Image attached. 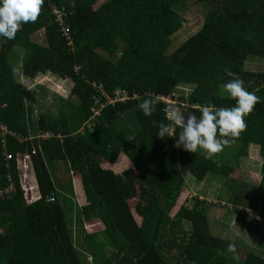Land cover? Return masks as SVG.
<instances>
[{"label": "trees", "instance_id": "16d2710c", "mask_svg": "<svg viewBox=\"0 0 264 264\" xmlns=\"http://www.w3.org/2000/svg\"><path fill=\"white\" fill-rule=\"evenodd\" d=\"M198 1L209 9L201 28L165 55L147 48V41L156 33L171 39L187 25L177 12L185 0H105L96 8V0H44L35 23L22 25L13 40L0 37V125L13 135L0 141V264H82L72 240L74 222L103 228L101 235H85L87 255L96 259L105 251L96 264H166L158 247L162 235L174 229L184 234L178 247L184 263L264 264V239L241 259L238 252L225 253L227 244L247 248L209 227L214 208L232 214L236 230L250 226L252 213L264 224V164L258 185L230 182L216 207L197 198L189 207L184 182L190 176L202 183L210 175L225 182L251 148L264 160V72L246 69L250 60L264 61V0ZM53 5L64 9L60 23L51 14ZM42 29L46 45L30 40ZM13 47L22 50L16 56L19 75L52 73L73 83L69 100L54 97V115L34 117L40 94L16 80ZM225 69L261 99L246 117L247 130L210 159L202 149L175 148L176 138H159L151 122L168 123L159 98H172L179 88L188 95L173 99L175 105L192 108L197 116L201 105L235 106L223 88L232 79ZM93 84L110 98L125 92L137 99L105 107L93 128L79 133L92 115ZM149 96L158 102L145 117L138 105ZM46 133L49 138L41 140ZM31 152L40 199L27 204L17 156ZM119 155L131 169L117 173L104 167ZM54 163L80 178L86 206L76 215L67 193H58L52 183ZM51 195L56 203L48 204ZM260 235L264 238V230Z\"/></svg>", "mask_w": 264, "mask_h": 264}, {"label": "rangeland", "instance_id": "374dc122", "mask_svg": "<svg viewBox=\"0 0 264 264\" xmlns=\"http://www.w3.org/2000/svg\"><path fill=\"white\" fill-rule=\"evenodd\" d=\"M104 1L105 0H96L94 8L98 7ZM175 9L176 7L174 10ZM177 10L176 11L179 13V15L186 19L187 25L171 39H165L160 34L156 33L147 41V48L157 52L160 55L171 53L175 48L180 46L201 28L204 17L209 9L206 4L200 3L198 0H185L184 4L182 6L179 5V9ZM45 32L46 31L42 29L33 33L30 36V40L39 45H46L44 35ZM13 52L14 53L10 54V56L13 58V69L16 75V80L19 82L21 81L20 83L26 85L29 89L38 91V95L40 94L38 103L33 108L34 117L42 112H50L54 115L56 109L54 97H59L63 100H69L73 83L70 80H61L58 78V76L53 75L52 73L37 74L31 79L19 75L17 71L21 63L17 57L20 55L22 50L19 47H13ZM246 69L250 71L264 72V61L250 60L246 65ZM186 90L183 88L177 89V91L174 92L172 99L178 101L179 97L182 95H188ZM176 106L181 108V110L191 111L190 109L183 108L182 106ZM79 133H82V130H80ZM248 154V158H242L238 161V170H236L225 182H223V180L217 179L214 175H210V177L202 183H198L192 177L186 176L184 181L185 188L188 194L187 196H189L190 199L188 206L190 207L191 200L193 198L204 200L207 204H212L215 207L218 206L221 201L220 196L225 194L227 190L230 191V188L228 187L230 182L237 181V184L242 183L246 185H258L261 181L260 170L261 166L264 164V160L259 158L255 148L249 149ZM21 164L26 169L25 173L23 174V171H21L20 175L21 187L25 188L26 194L27 185L33 184L31 180V176L33 174L27 173L28 163L24 164L21 161ZM104 167L117 173H122L125 170L132 168V166L127 163L126 158L123 155H119L115 164H104ZM49 171L56 191L61 194L67 193L65 195H67V198L69 199L71 213L73 209L76 208L77 210H74L73 214L76 215L77 211L80 210V208L84 206V202H86L83 201L82 198L83 192L79 176L70 173L68 169L61 163L49 165ZM251 215V220L249 219L250 226L248 227L247 225L244 230H236L233 227L234 216L232 214H227V212L220 208H214L209 219V227L212 234L219 236L220 233H223V239H229L231 242L237 240V244L247 248H240L237 250V256L241 259L245 257L246 253L249 252V249L252 247L254 248L255 243H257L259 239L261 241L264 239L262 238L263 236L260 235V231L264 230V224L257 218L256 214L252 213ZM219 220L220 224H216L219 222ZM88 224L92 223L83 222L81 225H78L77 222H74L71 226V231L73 234L72 240L75 243L78 253L81 255L83 260H81L82 264H96V261L104 259L105 251L103 250L99 252L96 259L90 255H87L90 252L89 247L87 246L88 239L85 237V235L90 237L97 233L98 235H101L103 228L98 227V225L90 226ZM184 229L188 230V225H185ZM169 230L171 232L172 229ZM97 238V244H100L101 238ZM183 239L184 234L178 229H174L172 233L162 235L158 247V253L161 256L163 255L162 258L166 264H187L183 262V252L178 250V247L182 245L183 241L181 240ZM169 244L172 247H170ZM254 250H250V252L256 253ZM261 256L264 257V253H262Z\"/></svg>", "mask_w": 264, "mask_h": 264}, {"label": "clouds", "instance_id": "9594fccd", "mask_svg": "<svg viewBox=\"0 0 264 264\" xmlns=\"http://www.w3.org/2000/svg\"><path fill=\"white\" fill-rule=\"evenodd\" d=\"M43 5L44 0H0V37L8 40L15 39L22 25L35 23L38 20ZM225 75L232 77L223 85V88L235 101V106L217 108L212 105H201L199 106L200 115L197 116L195 112L181 110L175 104L167 105L164 111L168 123L151 122L154 127L158 128L157 136L161 139L165 137L176 138L174 147L183 148L184 151L190 153L202 149L207 154V158L210 159L222 152L230 141H234L245 132L247 130L246 117L254 111L261 99L254 91H248L243 79L236 76L232 71L225 69ZM157 102L156 99L149 96L138 105V108L145 117H150L153 106ZM187 109L191 110L192 108ZM177 128L180 129L178 134ZM2 140L4 141V138L0 139L1 143ZM18 159L20 157L17 156V169L20 176L21 171L24 174L26 169ZM26 163H28L27 173L33 174L31 180L34 186L33 184L27 185L25 194V188L21 187V180L19 185L25 194L26 203L31 204L38 201L40 195L31 161ZM83 196L86 201L84 192ZM49 197L46 198L48 204L56 203V199L49 202ZM53 197L55 198V196ZM84 206H86V202ZM236 252L235 243L227 244L225 253L235 254Z\"/></svg>", "mask_w": 264, "mask_h": 264}, {"label": "built area", "instance_id": "2783aa9c", "mask_svg": "<svg viewBox=\"0 0 264 264\" xmlns=\"http://www.w3.org/2000/svg\"><path fill=\"white\" fill-rule=\"evenodd\" d=\"M51 14L54 17L55 22H61L65 16L64 13V9L63 8H59L56 6H51ZM79 70V68H75V72H77ZM92 87L96 90L97 92V97L94 98V103H93V107L91 109V113L92 115L89 117L88 121L84 124V126L81 128L82 133L84 132V129H88L91 130L93 128V125H95L96 121L98 118H100L101 116V112L103 111V109L107 106H114L116 104H126L129 101H133L136 100L137 97H132L130 98L125 92H117L115 93L113 98H110L105 90L102 88V86L100 85H96L93 84ZM159 101H161L162 103H164L166 106L170 105V104H175V102L173 101L172 98H159ZM182 107H185L184 105H181ZM9 136H13L12 134L8 133L6 131V129L4 127H2L0 125V139L1 138H5L6 135ZM39 138L41 140H46L49 138V135L43 134L41 136H39ZM19 142L24 141L23 139H19ZM3 143V140H2ZM35 155L34 152H31V154H26V155H21L18 156L20 157V160L22 161V163H26L29 162L31 157ZM10 159V157H7V160ZM20 161V162H21ZM55 200V198L53 196L49 197V202H53Z\"/></svg>", "mask_w": 264, "mask_h": 264}, {"label": "crops", "instance_id": "0c3cea01", "mask_svg": "<svg viewBox=\"0 0 264 264\" xmlns=\"http://www.w3.org/2000/svg\"><path fill=\"white\" fill-rule=\"evenodd\" d=\"M82 198H83V201H85V200H84V196H83V193H82ZM84 205H85V202H84Z\"/></svg>", "mask_w": 264, "mask_h": 264}]
</instances>
